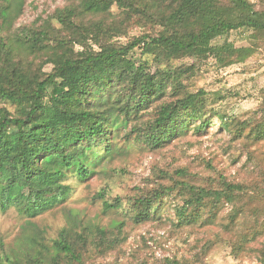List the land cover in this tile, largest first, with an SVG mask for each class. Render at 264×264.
<instances>
[{"label":"trees","instance_id":"trees-1","mask_svg":"<svg viewBox=\"0 0 264 264\" xmlns=\"http://www.w3.org/2000/svg\"><path fill=\"white\" fill-rule=\"evenodd\" d=\"M13 1L0 0L1 212L14 207L35 218L65 202L70 190L64 179L74 174L85 181L96 175L98 167L117 154L115 140L121 131L127 142L155 151L190 132L202 134L215 116L234 135L245 128L246 122H232L217 113L203 96L181 95L174 79L190 75L193 68H173L170 62L226 56L223 64L229 66L247 56L248 48H235L227 42L212 44L233 31H250L264 44V0H83L79 7L56 12L60 29L51 26L18 34L20 41L36 50L60 48L46 56V63L52 65L50 72L22 63L4 35L13 24ZM112 8L121 12L111 23L85 21L87 17L111 16ZM133 18L160 31L125 45L114 42L115 37L125 35ZM136 48L153 55L158 65L166 62L167 69L152 72L141 62L134 66L131 54ZM255 134L256 139L264 138V119ZM176 174L186 176L184 170ZM174 193L184 198L183 205L174 209L179 227L210 224L216 210L223 204L232 205L229 225L237 226L239 217L246 219L239 225L242 234L231 246L232 254L254 253L264 264V243L260 248L251 246L264 236V205L252 206L257 197L240 184L222 178L217 188H206L173 180L127 200L125 206L117 197L106 201L105 191L96 199L102 201L105 212L123 207L129 219L142 224L155 218V204L162 197ZM208 203L211 208L204 216L201 208ZM121 224L113 222L111 230L120 233ZM87 232L85 228L71 239L63 230L50 249L33 246L19 253L2 251L0 264L78 261V247L86 246ZM90 235L98 241V249L112 250L118 244V236L99 226ZM33 244L38 245L36 240ZM163 264L188 263L166 259Z\"/></svg>","mask_w":264,"mask_h":264},{"label":"rangeland","instance_id":"rangeland-1","mask_svg":"<svg viewBox=\"0 0 264 264\" xmlns=\"http://www.w3.org/2000/svg\"><path fill=\"white\" fill-rule=\"evenodd\" d=\"M82 1L14 0L11 5L13 24L9 30H3L20 61L50 72L52 65L46 63V56L56 54L60 48L46 52L36 50L31 44L20 41L18 34L51 26L60 29L61 25L54 17L56 12L79 7ZM120 12L112 8L111 16L87 17L85 21L96 23L102 19L111 23ZM141 23L138 18H133L127 24L125 35L115 37L113 41L125 45L133 38L160 31L157 26H142ZM96 32H100L99 27ZM225 42L251 51L229 66L223 64L227 61L226 56L186 57L171 61L170 66L192 67L190 75L174 79V85L180 87V94L203 96L207 105L217 113L225 114L232 122H246L239 135L223 129L219 117L215 116L202 134L190 132L165 148L149 151L141 144L127 142L121 131L115 140L117 154L112 160L104 161L96 175L85 181L74 174H68L64 179L63 184L70 190L65 202L35 218L20 214L14 207L6 212L0 211V252L19 253L33 249V246L38 250L50 249L63 230H67L71 239H76V234L87 228L86 246L78 247L79 260L67 262L64 259L61 264H163L166 259L188 264H262L254 253L243 252L238 257L232 254L231 246L242 234L239 225L246 222L245 218L239 217L237 226L229 225L232 205L223 204L216 210L210 224L202 226L198 222L179 227L174 209L183 205L182 194L162 197L155 204V218L142 224L129 219L123 207L117 212H105L102 201L96 199L99 192L105 191L106 201L117 197L125 206L127 200L154 190L159 184L169 185L173 180H183L195 186L217 188L223 178L244 186L249 194L257 197L251 205L263 207L264 138L256 139L255 130L264 119V44L250 31H233L212 45L220 46ZM131 57L136 63L134 66L145 63L152 72L168 67L166 62L158 65L153 55L142 54L139 48ZM171 98L169 94L167 99ZM7 107L12 110L11 106ZM177 170H184L186 176L179 177ZM210 208V203L203 206L202 215L209 214ZM113 222L122 223L120 233L111 230ZM96 226L118 236L114 249H98V241L90 235ZM33 240L38 245L33 244ZM262 243L264 236L251 246L260 248Z\"/></svg>","mask_w":264,"mask_h":264}]
</instances>
